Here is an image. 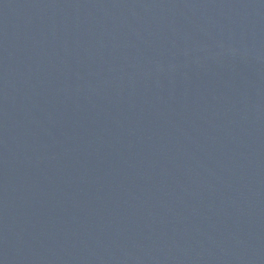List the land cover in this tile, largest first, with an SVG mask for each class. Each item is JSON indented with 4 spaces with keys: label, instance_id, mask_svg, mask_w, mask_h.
<instances>
[{
    "label": "water",
    "instance_id": "95a60500",
    "mask_svg": "<svg viewBox=\"0 0 264 264\" xmlns=\"http://www.w3.org/2000/svg\"><path fill=\"white\" fill-rule=\"evenodd\" d=\"M0 264H264V0H0Z\"/></svg>",
    "mask_w": 264,
    "mask_h": 264
}]
</instances>
